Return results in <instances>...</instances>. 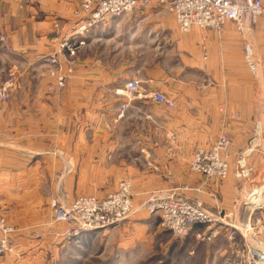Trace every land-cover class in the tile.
Masks as SVG:
<instances>
[{
    "label": "crops",
    "instance_id": "1",
    "mask_svg": "<svg viewBox=\"0 0 264 264\" xmlns=\"http://www.w3.org/2000/svg\"><path fill=\"white\" fill-rule=\"evenodd\" d=\"M64 4L63 8L48 9L44 6L47 11L43 20H36L35 14L29 13L23 28L26 40L22 44L17 40L21 25L13 27L10 23L13 19L19 22L20 18L16 20L13 11L0 12V16L7 14L5 19L9 23H1L0 18V25L8 33L7 43L11 45L6 46L5 50L0 48V66L4 68L9 60L26 59L17 54L21 46V50L27 51L30 63L37 57L35 52L39 56L53 54L60 40L71 34L76 22L71 14L76 5L70 2ZM58 19L62 27L55 34L52 31ZM257 23L247 20L243 34L234 22H227L222 33L194 29L190 36L171 39L169 62L164 58L162 45L159 44L152 49L153 52L149 51L153 59L148 58L140 63L145 72L131 74L110 65V55L99 52V47L117 39L122 40L119 45L124 47L125 38L131 36V29L116 31V23L106 20L86 37L85 53L89 52L90 55L80 62L63 96L64 100L59 102L61 111L58 116L52 118L48 115L55 105L48 101L16 99L10 105L0 104V142L10 141L14 148L24 150L27 148L22 146L23 142L36 138L49 139L52 138L50 135H54L58 140L55 144L57 150L39 154L43 156L41 161H35L29 167L20 169V172L27 174L41 170L44 173L74 174V177H64L65 183L72 182L74 187L87 189L115 188L121 177H131L137 189L134 205L142 210L151 191L172 185L190 187L199 181L189 170L195 148H209L219 137L227 135L233 141L230 152L233 158L252 140L258 124L260 102L264 109V28ZM149 42L150 39L144 38L145 48H150ZM246 43L250 44L253 52L257 48L261 55L258 56L261 64L256 72H252L246 62ZM207 78L214 84L198 90L199 84ZM131 80H139L147 91H160L176 99L177 111L163 116L165 108L158 107L152 101L141 99L132 104L117 95L116 92L124 90ZM110 98L112 101H109ZM124 105H129V108L120 118L118 114ZM132 110H137L139 116L132 118ZM50 122H55L54 125L59 127L56 134L44 129ZM37 125L42 127L38 129ZM164 126L172 130L174 150L164 149ZM131 141H138V148L133 147ZM256 157L253 166L258 170L259 164L264 161L263 141L256 150ZM146 161L159 169L154 172L146 167ZM166 170L175 174V179H171L173 184L161 175ZM97 174L105 177L98 178ZM234 187L233 179L219 184L209 183L206 193H218L220 200H213L208 193L206 206L213 212L223 211ZM24 213L27 224H17L21 228L17 252L18 256H24L21 257L24 264H42L39 261L41 254L51 255L50 264L56 263V254L59 259H72L70 264H91L99 250L103 251L97 259L105 253L108 255L105 264H138L163 241V230L155 226L158 216L143 211L135 213L116 230L85 232L72 237L68 235L70 228L66 224L50 226L52 214L49 208L38 214L39 217ZM229 215L234 221L241 218L237 213ZM39 228L43 229V235H32ZM229 231L223 233V241L206 245L207 251L187 250L190 252L187 253L188 258L196 262L200 257L203 263L195 264H236L232 262L233 250L229 251L232 248L227 243ZM96 247L97 253L93 252ZM238 247L235 246L234 250ZM60 261L59 264H62ZM66 261L69 262L68 259ZM188 264H191L190 261Z\"/></svg>",
    "mask_w": 264,
    "mask_h": 264
},
{
    "label": "rangeland",
    "instance_id": "2",
    "mask_svg": "<svg viewBox=\"0 0 264 264\" xmlns=\"http://www.w3.org/2000/svg\"><path fill=\"white\" fill-rule=\"evenodd\" d=\"M47 2V3H46ZM70 2L67 0H0V12L7 11L8 13L13 11L16 13L17 19L20 18V21L17 22L14 19L10 22L12 23L13 27L20 26L22 30H19L18 35V42L22 44L26 39V32L23 28L26 26V19L29 13L35 14L36 20H43L46 16L44 12L47 10L44 9V6H47L48 9L53 7L63 8L64 3ZM46 3V4H45ZM75 4V3H73ZM76 7L74 10L71 11V14L74 16L76 22L74 23L75 28L76 24L88 16L84 14L75 15L76 10L78 8V4H75ZM16 8V9H15ZM12 9V10H10ZM53 14V13H51ZM7 14H1L0 18L2 19L3 24L9 23L5 19ZM61 17V16H60ZM23 20V23L21 22ZM106 20H112L116 23L115 30L119 31L123 28L131 29V36L128 38L129 41L127 44V40H125V46L122 47L119 43L122 41L121 39H117V41H112L107 46L99 47V52L108 53L106 56L110 55V62L109 64L115 66L116 68H120V71H125L126 73H144L145 69L140 65L143 63L144 60L150 58L153 59L152 49L157 48L159 44H161L162 52H164V58L169 62V57L172 49V42L171 39L174 38H183L186 36L192 35L193 31L189 34L181 33L179 30V26L177 24L176 17L174 13H172L167 6H160L156 2H152L148 5H139L133 12L130 14L122 17V18H106L102 22ZM54 29L52 32L55 34L59 33L62 27L61 20H57ZM101 22V23H102ZM100 23V24H101ZM99 24V25H100ZM258 25H261L264 28L263 22L260 20ZM256 24V25H257ZM98 25V26H99ZM96 28V27H95ZM94 28V29H95ZM2 30V31H1ZM196 30V29H195ZM22 31V32H21ZM73 31V30H72ZM127 31V30H126ZM202 31V30H201ZM66 37V35H65ZM63 37V38H65ZM62 38V39H63ZM122 38V36H120ZM144 38L150 39V48H145ZM61 39V40H62ZM60 40V42H61ZM9 36L8 33L4 30V28L0 25V48H4V50L11 46L9 43ZM142 41V42H141ZM59 42V44H60ZM141 43V44H140ZM154 44V45H152ZM7 46V47H6ZM59 46L56 48L57 50L49 55H60V61L62 65H65V59L63 58L62 54H60ZM6 47V48H5ZM22 47V46H21ZM20 49L17 51L18 56H25L26 59H19L17 61L9 60L7 61L5 67L3 68L0 66V89L7 87V92L11 96V101L9 102H0V104L10 105L12 102L17 100H28L30 102L39 100V101H48L49 103H54L55 105L51 108L49 116L51 115L52 118L58 116L59 112V102L64 100L63 96L66 93L69 83L73 80L78 67L80 66V62H83L86 56H89L90 53H85V49L81 51V53L77 56V65L73 72L68 75L65 87L62 90H58L55 87V80L49 74V67L45 63V59L49 56H43L37 54L35 52V61L33 63L28 62L27 58V51H23ZM102 48V49H101ZM151 49V50H150ZM257 50V48H256ZM253 52V61L255 62L256 69H259V65L261 61L258 59L259 52L257 50ZM256 52V53H255ZM147 53V54H145ZM149 53V54H148ZM255 53V56H254ZM86 54V55H85ZM168 54V55H167ZM32 55V54H30ZM39 56V57H38ZM256 57V60H255ZM246 59V57H245ZM22 60V61H21ZM48 60V59H47ZM153 62V61H150ZM129 63V65H128ZM1 65V64H0ZM124 65V68L123 66ZM120 66V67H119ZM256 70V71H257ZM253 71L252 72H256ZM14 74V75H13ZM208 78L202 81L199 84L198 90L202 91V88H208L212 86L214 83H208ZM131 81H138L139 80H131ZM141 87L144 89L142 83L140 82ZM146 90V89H144ZM29 91H31L30 94ZM120 91H123L120 90ZM163 93V92H162ZM117 95L123 96L124 98L128 99L129 102L132 104L136 101L148 100L154 102L149 97H135L133 96L131 99L119 91L116 92ZM168 99H170L174 105L175 109L170 110L165 107H162L158 104H155L158 107L165 108L163 109L162 113L163 116L170 115L171 112L177 111V105L175 103L176 99H172L165 93H163ZM109 101H112L111 98ZM106 108V107H105ZM122 108V107H121ZM120 108V112L118 115L121 114L122 109ZM133 111V110H132ZM131 111V112H132ZM132 118H136L139 116V112L137 110L133 111L130 115ZM257 126L255 127V132L253 135L252 140L248 143V145L237 152V154L232 158L230 152L232 150L233 141L232 138L223 135L218 138V140L222 137H227L231 140L232 144L230 146L229 155L227 156V161L229 162L230 174L227 179H209L206 175H201L196 171L191 169V162L195 155V153L199 149L204 150H211L213 149L218 140L209 148L208 147H197L193 152L192 159L189 164L190 173L199 180L198 182L192 184V186H184V188L174 187L173 185L161 190H153L148 195L147 199L144 202L142 210H138V208L134 205V199L136 197L137 189L135 187V183L131 177H121L119 179V183L115 188H106V189H87V188H78L77 186L74 187V183L64 181V177L72 176L74 174H60V173H44L40 171H33L27 174L20 172L19 170L25 167H29L35 161H41L43 156L42 154L46 151H53L57 150L55 148V144H57L58 140L54 135L50 139L43 138L40 136L41 140L38 138L34 140H29L28 142H23L22 146H25L24 150L16 149L12 146L10 141L0 142V221L3 222V229H0V243L7 241L9 247L7 250L0 249V264H24L22 263L23 255L18 256V247H17V239L21 228L17 225L23 223V226L26 225L27 220L25 218L24 212H29L30 214L37 215L41 214L42 212L47 211L49 208L52 214V219L50 222V226L59 225V224H66L65 222L57 221V217L55 215V210L53 205L56 204L57 206L64 207V208H71L76 203L79 202L80 199L86 198H94L98 201H102L107 199L109 196L117 195L120 191V184L122 180H131L132 189L130 190L131 201L133 204V216L138 211H143L150 214L147 210V205L149 201L152 200H182L186 201L191 205L197 206L201 205L203 209L210 213V215L214 216L220 223L217 225L220 226V235L211 243H203L196 240L195 236L197 233L203 231L206 227L204 226H195L190 236L185 238H176L171 231L164 230L161 227L163 223L162 215L155 214L158 216L159 220L155 223L157 228H161L164 232L163 234V241L156 247L152 254H149L143 262L138 264H188L190 261L191 264H195L196 262H200L201 258L197 257V261L195 259H189L187 256V250H198L199 252H204V249H207L206 245H214L219 240H222V235L226 230H230L228 235L229 249L230 252L233 250V254H231L232 262H236V264H244L246 257L249 256L248 250L249 246L258 248L261 250L264 246V230L261 228L264 226V161L262 164H259V169L254 168L253 163L256 161V150H258V146H260V142H264V109L263 104L260 102V110H259V118L257 119ZM55 122H50L49 124L44 126L46 132L50 134H56L57 129L59 127L54 125ZM38 129L42 127L36 126ZM261 128V129H260ZM55 129V130H54ZM43 130V129H42ZM41 132V131H40ZM44 133V132H42ZM164 133V149L166 150H174L172 145V130L163 127ZM133 143V147L138 148V141H131ZM142 143V142H141ZM53 144L52 147H48L49 145ZM48 147V148H47ZM54 152V151H53ZM34 154V157L32 156ZM247 154V165L250 168V177L238 179L237 175V168L239 165V159ZM36 155V156H35ZM227 155V154H226ZM226 158V156H225ZM254 159V161H253ZM37 165V164H36ZM146 167L151 168L154 172L158 167L153 166L150 162L146 161ZM159 172V170H157ZM167 182H171L175 179V174L166 170L164 173L161 174ZM98 178H104L103 174H97ZM172 179V180H171ZM233 179L235 182V187L233 190V194H231V199L226 201L225 208L223 211L216 212L211 211L206 205L205 200L209 198L208 193L212 195L213 200H218L220 194L218 193H210L207 191V185L209 183H216L219 184L224 181H228ZM95 180V179H94ZM68 181V180H67ZM253 194L250 197V194ZM229 199V198H227ZM220 200V199H219ZM48 202V203H47ZM223 203V202H222ZM217 208V207H216ZM217 213V214H216ZM237 213V216H240L238 221H234L231 219L229 214ZM130 216V217H131ZM129 217V218H130ZM128 218V219H129ZM57 219V220H56ZM127 219V220H128ZM127 220L122 222L119 226L115 228H109L111 230H116L122 224H124ZM68 227L69 225L66 224ZM225 225V226H224ZM70 228V227H69ZM225 229V230H224ZM42 228L36 230V233H32V235L42 236L43 235ZM106 230V229H102ZM224 230V231H223ZM248 230L245 233V237H242L239 233L240 231ZM101 231V230H98ZM223 231V232H222ZM39 232V233H37ZM85 232H97V231H84ZM80 233V234H82ZM79 234V235H80ZM70 236V234H68ZM72 237V236H71ZM256 238V239H255ZM177 239V240H176ZM173 243V244H172ZM262 244V245H261ZM235 246L238 247V251L234 250ZM103 250H99L96 247L93 252L98 254L96 257L93 258L91 264H105L107 263V253L103 254V256H97ZM192 253V252H191ZM39 255V254H38ZM37 255V256H38ZM192 256L191 254H189ZM242 256V260H241ZM52 257L50 254H41L39 261L43 262L42 264H50ZM66 259L69 260L66 261ZM59 259V256L56 254L55 261L57 264L60 260H62L65 264H70L72 259L66 257ZM62 263V264H63ZM200 263H203L201 261ZM29 264V263H25ZM90 264V263H89Z\"/></svg>",
    "mask_w": 264,
    "mask_h": 264
},
{
    "label": "built area",
    "instance_id": "3",
    "mask_svg": "<svg viewBox=\"0 0 264 264\" xmlns=\"http://www.w3.org/2000/svg\"><path fill=\"white\" fill-rule=\"evenodd\" d=\"M78 4L75 15L84 14L86 19L78 22L68 36L60 42L59 51L65 59V65L61 64L60 55L49 56L45 63L49 67V74L55 80V87L62 90L66 79L77 65V56L86 48V37L106 18H122L133 12L139 5H148L156 2L160 6L169 7L174 13L181 33L189 34L197 28L202 31L222 33L227 22L238 25L239 31L246 32L245 23L250 20L264 23L263 0H67ZM246 62L250 69L255 71L253 61V50L249 43L245 44ZM207 59V55H205ZM14 75V74H13ZM208 83L212 81L209 79ZM7 87L0 89V102H10L11 96ZM130 99L135 97H149L156 104L167 109H175L174 103L160 91L144 90L140 82L130 81L123 91ZM129 105H124L119 115L124 117ZM232 142L227 137L218 140L217 145L211 150L199 149L191 162V169L209 179H227L230 174L227 156ZM227 154V155H226ZM226 156V158H225ZM247 154L239 159L237 168L238 179L249 178L250 168L246 163ZM245 173V174H244ZM131 180H122L119 194L109 196L107 199L98 201L94 198L80 199L71 208L53 205L57 221L65 222L70 227V236H78L84 231H98L102 229L115 228L127 220L133 213L130 190ZM151 215L161 214L164 230L171 231L176 238L190 236L195 226L206 227L196 234L199 242L211 243L219 237L221 231L220 220L210 215L201 205H191L182 200H152L147 205ZM0 221V229H3ZM264 230V226L262 227ZM262 245V244H261ZM7 241L0 243V249L7 250ZM262 250V251H261ZM260 251L248 250L244 264H264V246ZM254 251V252H253ZM242 260V256H241Z\"/></svg>",
    "mask_w": 264,
    "mask_h": 264
},
{
    "label": "bare ground",
    "instance_id": "4",
    "mask_svg": "<svg viewBox=\"0 0 264 264\" xmlns=\"http://www.w3.org/2000/svg\"><path fill=\"white\" fill-rule=\"evenodd\" d=\"M195 29H197V28H195ZM193 30H194V29H193ZM193 30H192V31H193ZM260 129H261V128H260ZM228 163H229V162H228ZM244 174H245V173H244ZM263 189H264V188H263ZM263 192H264V191H261V193H263ZM252 195H253V194L251 193V194H250V197H251ZM263 201H264V200H263ZM224 226H225V225H224ZM261 229H262V228H261ZM247 232H248V230H246V232H245V231H244V232H243V231H240L239 233L241 234L242 237H245V233H247ZM255 239H256V238H255ZM249 247H250V249H253L254 251H260L258 248L256 249V248L251 247V246H249ZM249 247H248V248H249ZM254 251H253V252H254ZM261 251H262V250H261ZM260 255H261V256H264V252H262V254H260Z\"/></svg>",
    "mask_w": 264,
    "mask_h": 264
}]
</instances>
